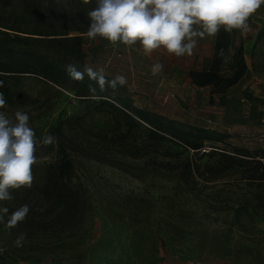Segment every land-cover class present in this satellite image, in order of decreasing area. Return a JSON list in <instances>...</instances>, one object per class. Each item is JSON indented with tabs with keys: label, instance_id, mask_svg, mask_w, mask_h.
<instances>
[{
	"label": "rangeland",
	"instance_id": "rangeland-1",
	"mask_svg": "<svg viewBox=\"0 0 264 264\" xmlns=\"http://www.w3.org/2000/svg\"><path fill=\"white\" fill-rule=\"evenodd\" d=\"M80 2L11 0L6 5L0 0V23L30 37L21 48L57 60L64 68L74 64L83 71L87 64L103 69L109 81L124 75L127 83L113 94L149 114L206 127L225 136L229 144L208 145L228 153L232 144L251 150L262 147L264 7L248 19L249 30L238 35L250 49L248 62L256 65V71L222 100L210 87H197L188 77L189 70L202 69L211 57L214 38L199 40L190 57L163 51L148 57L137 49L78 34L95 7L92 0ZM37 30L58 35L25 34ZM74 36L79 38H70ZM60 37L69 39L51 40ZM156 62L164 69L152 76L151 65ZM0 82L7 101L2 110L9 115L16 110L28 113L38 141L61 126L59 140L72 162L66 181L79 191L86 207L76 224L54 221L57 210L43 199L40 188L46 167L57 162L55 142L38 143L32 187L15 190L12 200L0 201L9 214L24 204L30 208L18 227L8 230L0 223V247L6 249L3 263L264 264V221L257 209L244 207L243 196L250 189L234 165L228 168L216 156L185 151L169 140L154 141L138 120L128 132L125 121L105 105L36 75L7 76ZM248 92L258 100H245ZM211 150L208 146L202 151ZM187 158L189 172L184 166ZM21 232L27 236L18 248L14 241Z\"/></svg>",
	"mask_w": 264,
	"mask_h": 264
},
{
	"label": "trees",
	"instance_id": "trees-1",
	"mask_svg": "<svg viewBox=\"0 0 264 264\" xmlns=\"http://www.w3.org/2000/svg\"><path fill=\"white\" fill-rule=\"evenodd\" d=\"M10 1L6 0L5 4L8 5ZM73 1L78 4L81 3L80 0ZM92 2L95 6V0H92ZM87 28L88 25L80 28L78 34L85 33ZM19 32L18 29L6 23H0V78L33 74L57 85L66 86L76 96L93 100L98 102L99 105H105L113 115L125 121L128 132L131 131L137 123L136 120H138L149 128L150 137L154 141L169 140L174 144H180L185 151L194 154L201 153V155L210 157L216 156L219 161L225 162L228 168H231L230 164L234 165L235 172L239 174V178L250 189L248 195L243 196L244 207L257 209L262 221H264V140L260 149L251 150L232 144L230 145L232 151L228 153L225 149L214 145L216 143L229 145L224 140L225 136L215 134L214 131L206 127L185 126L158 114H149L113 94V89L107 84L101 89L98 83L87 75L84 76L83 80L71 79L59 61L48 59L35 51L21 48L20 45L29 44L30 37L20 36ZM239 33L240 31L236 30L231 33L221 30L214 37L212 54L204 67L200 70L192 69L188 71V77L193 85L210 87L211 93L219 95L222 100L225 96L227 97V90L236 84L247 71L243 57V42L241 37H238ZM25 34L37 36L58 35L46 34L42 30ZM70 38L77 40L79 36ZM59 39L66 41L69 38H51V40ZM221 50H223V55L220 54ZM105 78L109 81L107 77ZM0 92L6 91L3 87H0ZM244 94L245 100H258L252 92ZM62 132L60 125L52 128L49 132L50 135L56 138L54 151L57 162L55 165L46 167L47 170L45 171L44 183L40 188V193L53 210H57L53 217L54 221L62 225H71L81 221L86 207L79 191L66 181L72 171V162L65 154L59 140ZM210 142L214 144L208 145ZM208 146L212 148V152L202 151ZM215 148L222 151L213 150ZM184 166L185 170L189 172L191 166L189 158L186 159ZM3 260V253H0V264H5Z\"/></svg>",
	"mask_w": 264,
	"mask_h": 264
},
{
	"label": "clouds",
	"instance_id": "clouds-1",
	"mask_svg": "<svg viewBox=\"0 0 264 264\" xmlns=\"http://www.w3.org/2000/svg\"><path fill=\"white\" fill-rule=\"evenodd\" d=\"M262 7L264 0H95V7L87 13L89 24L84 35L89 40L99 38L113 46L137 49L148 57L158 51L177 58L190 57L199 40L214 38L221 30L247 32L248 19ZM163 69L164 65L156 62L151 65V75L157 76ZM65 70L74 80H83L87 74L101 89L106 84L116 89L127 83L126 77L119 74L108 81L103 69L87 64L83 71L74 64L66 65ZM6 107L4 93L0 92V201L12 200L15 190L32 187L37 144L50 145L56 140L46 134L38 141L29 114L16 110L9 115L2 110ZM29 211L27 204L11 214L8 207H0V223L8 230L16 228ZM26 236V232L19 233L14 245L23 247ZM5 250L0 247V253Z\"/></svg>",
	"mask_w": 264,
	"mask_h": 264
},
{
	"label": "crops",
	"instance_id": "crops-1",
	"mask_svg": "<svg viewBox=\"0 0 264 264\" xmlns=\"http://www.w3.org/2000/svg\"><path fill=\"white\" fill-rule=\"evenodd\" d=\"M243 48H244L243 57H244V61H245L246 66H247V71H246L245 75H244V76H243V77H242V78H241L236 84H234L232 87H230V88L227 90L226 94L229 93V92H231L232 89H234V88H236L237 86H239L240 83H242V82H244L246 79L250 78V77H251L250 75H252L251 73L254 72V71H256V70H255V69H256V65L248 62V61H250V58H251V56H250V49L247 50V47H246L245 44H243ZM248 83H249V82H248ZM245 86H246V85H245ZM247 86H248V85H247ZM249 87L251 88L250 85H249ZM243 88H244V87H243Z\"/></svg>",
	"mask_w": 264,
	"mask_h": 264
}]
</instances>
